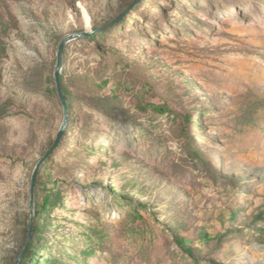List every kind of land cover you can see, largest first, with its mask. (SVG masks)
<instances>
[{"label": "rangeland", "instance_id": "rangeland-1", "mask_svg": "<svg viewBox=\"0 0 264 264\" xmlns=\"http://www.w3.org/2000/svg\"><path fill=\"white\" fill-rule=\"evenodd\" d=\"M133 1L0 0V264L99 28L18 264H264V0Z\"/></svg>", "mask_w": 264, "mask_h": 264}, {"label": "water", "instance_id": "water-1", "mask_svg": "<svg viewBox=\"0 0 264 264\" xmlns=\"http://www.w3.org/2000/svg\"><path fill=\"white\" fill-rule=\"evenodd\" d=\"M142 0H134L119 16H117L111 25L119 23L131 10L134 6L139 4ZM106 28H99V29H92L86 30L83 32H75L65 36L59 43L58 50H57V61L56 67L54 72V81H55V88L59 100L63 107L62 112V119L61 124L58 129L56 138L53 144L46 150L44 155L38 160L31 177L30 182V202H29V212H30V220H29V227H28V235L27 241L25 245L22 247L20 253L18 254L17 259L15 260L14 264H18L25 253L26 247L29 241L32 238V234L34 231V224L35 218L37 215L36 210V186L38 181L39 173L43 167V165L47 162V160L52 156V154L58 149L61 142L63 141L65 135L67 134V130L69 127L70 122V102L64 90V85L62 81V73L64 69V53L66 47L73 41L78 39H85L91 37L93 34L103 31Z\"/></svg>", "mask_w": 264, "mask_h": 264}, {"label": "trees", "instance_id": "trees-1", "mask_svg": "<svg viewBox=\"0 0 264 264\" xmlns=\"http://www.w3.org/2000/svg\"><path fill=\"white\" fill-rule=\"evenodd\" d=\"M64 90H65V93L66 94H68V91L64 88ZM45 205V204H44ZM40 212H41V208H39L38 206H37V215H39L40 214ZM263 217V216H262ZM264 218V217H263ZM258 230L261 232V233H264V227L263 228H258ZM205 238H209V235L208 234H206L205 235ZM190 242L191 241H189V240H183V244L184 245H186V246H188L189 244H190Z\"/></svg>", "mask_w": 264, "mask_h": 264}]
</instances>
